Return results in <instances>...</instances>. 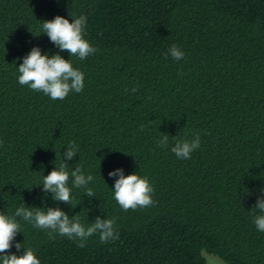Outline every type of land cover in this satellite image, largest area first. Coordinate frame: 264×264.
<instances>
[{
	"label": "trees",
	"instance_id": "obj_1",
	"mask_svg": "<svg viewBox=\"0 0 264 264\" xmlns=\"http://www.w3.org/2000/svg\"><path fill=\"white\" fill-rule=\"evenodd\" d=\"M57 15L86 16L97 51L80 60L57 48L41 28ZM173 45L182 60L166 57ZM36 46L70 59L83 91L53 100L20 85L18 67ZM164 134L168 146L157 147ZM196 134L190 159L171 152ZM72 141L68 169L92 175L95 196L70 179L69 205L40 184ZM118 168L150 180L152 206L118 205V176H109ZM262 195L264 0H0V213L59 207L85 226L114 219L119 233L106 244L96 233L80 248L17 218L7 254L31 248L41 264H206L204 250L225 264H264L254 223L262 213L253 211Z\"/></svg>",
	"mask_w": 264,
	"mask_h": 264
},
{
	"label": "clouds",
	"instance_id": "obj_2",
	"mask_svg": "<svg viewBox=\"0 0 264 264\" xmlns=\"http://www.w3.org/2000/svg\"><path fill=\"white\" fill-rule=\"evenodd\" d=\"M68 18L57 15L54 19L43 21L41 28L50 41L62 51H67L71 57L84 60L93 55L97 49L85 39L87 17ZM38 36V35H37ZM175 60H182L185 53L178 46L173 45L169 52ZM18 82L28 86L31 90L42 92L53 100L65 99L71 91L80 93L84 89L85 76L82 71L73 66L70 59H65L59 53L49 55L43 53L39 46L33 47L28 55L23 57V63L18 67ZM138 89L133 88L135 93ZM144 127L143 125L141 126ZM169 136L162 135L157 147H167ZM200 136L196 134L191 140L177 139L171 152L178 158L190 159L194 150L200 147ZM78 148L75 141L67 145V151L63 153V160L48 175H44L42 183L43 191L51 193L52 199L72 205V186L83 189L87 197L95 196L94 189L88 187L94 181L92 175H85L80 167L69 171L65 160H72L77 156ZM111 177H117L114 184V199L124 210H136L147 208L154 204L152 193L154 191L150 180L141 177L137 173L125 175L122 168L109 173ZM258 210L260 215L254 216L257 229L264 232V195L258 199L253 211ZM17 218H22L34 228L45 230L49 239H55L56 235L66 236L77 240L78 247L84 248L89 237L99 233V241L106 244L110 240L119 239V233L115 231L114 219H103L98 216L93 223L85 226L81 223L79 215L72 218L59 207H48L46 210L40 207H25L21 205L15 209L13 215L0 213V261L2 264H41L36 252L27 248L21 255L7 254L13 247L17 233L21 232V225ZM17 250L22 248L21 243H16ZM200 255L206 258L207 264H217L216 258L201 250Z\"/></svg>",
	"mask_w": 264,
	"mask_h": 264
},
{
	"label": "rangeland",
	"instance_id": "obj_3",
	"mask_svg": "<svg viewBox=\"0 0 264 264\" xmlns=\"http://www.w3.org/2000/svg\"><path fill=\"white\" fill-rule=\"evenodd\" d=\"M210 255V254H209ZM213 256V255H212ZM213 257H215V256H213ZM205 258V257H204ZM216 258V261H217V264H225V263H223L219 258H217V257H215ZM205 260H206V258H205ZM206 264H207V261H206Z\"/></svg>",
	"mask_w": 264,
	"mask_h": 264
}]
</instances>
